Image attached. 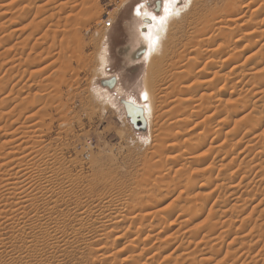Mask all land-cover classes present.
<instances>
[{"label":"rangeland","instance_id":"rangeland-1","mask_svg":"<svg viewBox=\"0 0 264 264\" xmlns=\"http://www.w3.org/2000/svg\"><path fill=\"white\" fill-rule=\"evenodd\" d=\"M25 1L0 0V42H3L0 43V80H2L0 81V99H2L0 111L6 114L13 111V116H6L7 119H2L1 122L4 121L7 124L12 120L15 122L11 128L7 125V129L1 127L2 124L0 125V140H7L8 138L14 140L21 134L19 132L11 136L12 130L16 127L14 125L24 127L33 123H38L37 127L42 125V133L33 136L32 139L35 137L36 140L43 139L44 144H47L45 149L47 147L52 151V154L46 149L48 156L34 157L31 162L40 165L39 167L43 171L49 174L51 172L49 183L54 186L55 190L54 192L43 193L36 190L31 191V194L33 193L32 195L37 197L33 196L37 200L33 204L36 205V208L26 206L27 208L25 207L23 210L21 207L23 203H19L14 207L20 206L17 207L19 210L9 209V212L8 210L5 211V213L12 212V214L17 212L16 218L19 214L18 218L24 215V212L21 214L20 210L25 211L26 216L19 219V222L4 221L6 216H12V214L0 216L2 219H0V264H264V182L258 183L261 178L259 173L262 171L258 167L256 168L261 163L260 161H263L264 164V151H262L264 149L258 142L255 145L257 141L255 138V141L252 140L253 136H264V101L252 112L253 99L258 95L257 92L262 90L264 92V81L259 78L264 75V72L259 71L258 75L256 72V75L250 76L252 77L250 79L247 76L241 83H236L238 80L235 76L236 73L232 74L234 77H228L230 75L229 70L236 60L239 59V62H243L247 56L259 48L264 37L259 38V40L257 38L258 41L255 37L252 39L253 43L249 45L246 37L241 38V33L238 34L239 31H235L236 34L232 35L234 37L231 36L230 41L237 40L236 42L232 41V45L238 46L239 49L244 47V49L241 51L238 50V47L232 49L238 52H235L238 56H235L236 59L233 57L234 59H226L224 62L221 61L225 58L221 56L222 53H219L220 51L215 52L212 69L207 70V73L210 72L208 74L211 75L215 68L214 70L218 71V77L221 80L218 85L221 86V90L219 89L220 91L216 93L218 99L213 101L218 106L219 113L213 117H207L208 113L205 110L207 103L205 105L201 92L196 91L189 94L193 105L192 109L198 107L203 113L194 117L190 116L188 110H185L182 116L189 117V121L184 125H175L174 117L181 115L176 105V98L182 96L180 85L189 84L193 79L192 76L186 78L177 74L182 67L181 62H187L182 56L185 53L184 48L191 45L189 44L190 41L196 40L194 30L200 21L201 12H208L215 5L223 6L225 0H207L205 6H201L197 0H172V10L176 12L172 15L167 14L164 9L163 2L167 0H86V6L80 8L87 13H82L84 12L82 11L78 15L76 12L80 11L79 7L72 9L69 6L75 5L77 2L81 3L82 0L80 2L79 0H68V2L63 0L65 3L67 2L65 7L58 4V1L61 3L62 0H54L57 4L51 0L48 10L42 9L44 12L37 13V16L38 18L45 16L44 22L47 23L43 26H46L45 29L48 26L47 30L50 33L52 29L60 31L61 34L54 32L55 35L51 34V36L46 30L48 33L46 40H42V44H37V46L33 44L36 34L30 35V37L26 34L31 31L28 30V27H33L30 22L34 19L33 15H36L33 14L34 9L40 1L43 3L47 0L38 2L33 0L34 2L29 3L31 7L29 14L23 15L25 11L23 12L21 9L25 5ZM159 1L162 2L161 8L158 7ZM260 1H256L254 7L259 5ZM51 3L56 5L53 6L55 10L59 6L61 7L59 8L60 11L59 9L56 11L59 15L54 13L55 10H53ZM75 6L81 5L76 4ZM137 7L143 8L141 14H150L153 18H160L159 26L164 25L159 37L161 44L158 46V51L153 52V61H155L156 66L153 67L154 70L150 75V84L154 87L151 86L153 105L152 111H149V122L146 111H143L146 121L144 129L135 128L132 125L120 101L127 98L126 95L128 94L137 95L138 86L142 85L148 68L147 60L138 58L144 46L141 42H137L138 37L135 34L136 19L138 18L137 16L135 19ZM250 10L252 9H247L241 13V19L237 21V24L243 22V25L239 26V30L251 26H262L259 22H254L256 20L254 18L259 19L260 16L258 17ZM40 13L44 14L41 15ZM18 15L21 16L18 18ZM46 15L49 16H47L49 19L54 15L55 20L53 18L48 20ZM67 15L70 16L67 17ZM85 16L87 17L85 18ZM52 19L54 21H51ZM56 19L60 21L58 26H56V22H58ZM246 19L250 22H247ZM37 20L35 17V21ZM106 21H112L107 29ZM170 21L171 25L168 28ZM43 26L40 27L41 30L43 29L41 33L45 31ZM53 26L56 27L53 29ZM17 28H19L18 31L14 30ZM70 28L72 30L79 28L77 30L81 39L79 41L80 47L77 48V52L81 51L79 56L76 51L75 53L71 50L72 48L76 50L77 42L70 35L72 32L69 31ZM61 31L65 34L68 31L70 36L67 37V34L64 37ZM8 33L9 35H7ZM62 35L64 38H61ZM28 38L30 39L28 40ZM23 39L24 41H22ZM59 39H62L63 42L65 39L66 42L67 39L71 41V44L70 42L64 44L65 47H68V51L70 50L69 52L65 51L66 49L62 51L63 46L61 45L63 43L60 44ZM16 42L19 43L18 46H16ZM158 42L156 39L155 44ZM241 45L242 47H240ZM103 47L107 48L105 53L107 63L104 65L103 74H100V61L97 55ZM232 50L230 51L233 52ZM134 51L135 54H133ZM71 52L75 54L73 53L72 56ZM188 53V51L185 53L186 56L194 54V52ZM73 57L75 58L73 59ZM32 58H35L34 60L37 62H42V60L44 62L36 65L37 63ZM262 58L264 64V50L262 51ZM184 59L185 61H183ZM27 62L29 64L32 62L35 65L31 66ZM64 62L66 63L65 66ZM203 63L204 60H201L193 62L191 65L187 62V65L191 67V71L194 73L201 68ZM262 63H260L261 67L257 65L255 70H261ZM245 66V72L248 70L255 71L254 69H247L248 64ZM49 75L53 76L50 77ZM112 76L115 77V83L112 86H107L105 81ZM55 79L56 82H54ZM43 84L44 86H40ZM3 87L4 89H2ZM119 87L120 91L116 90ZM191 87L189 85V90ZM245 89H250V91L246 92ZM240 90L243 91L242 94H246L250 103L243 104V106L229 103L232 100L233 103H237L235 102L237 100L244 101V96L240 95ZM34 94L40 97L36 105L33 101ZM27 97L29 101H27ZM240 97H243V100ZM141 100L145 102L146 98ZM25 101L34 103V109L21 111ZM13 105L16 107L15 110ZM142 109L145 110L143 107ZM17 110L22 113H17ZM28 115H31L32 118L26 119ZM245 115L247 117L244 118ZM19 116L23 117L20 118ZM219 118H224V126L221 128V136L217 137V140L213 132L202 134L201 137L198 135L203 123L214 129L215 122ZM242 118L245 119V122L248 120L236 135L227 132L229 127L233 126L235 122H241ZM26 127L24 130L27 129ZM22 130L21 128L20 131ZM200 140L202 142L204 140L203 144ZM14 142L4 146L3 149L0 148L2 153H0V157L5 156V152L12 151V147L20 143V140L17 139V143ZM220 142L226 143L227 147L233 150L232 156L226 155L225 159L220 160L221 157L216 155L214 151H208V145L215 146ZM192 147L195 148V154L199 158L196 162L205 161L204 163L185 162L183 158L186 159L185 156L189 154V148ZM186 149L188 150L186 151ZM180 151L183 155L179 154ZM47 159L51 160L47 161ZM211 161L215 165L210 171L207 165ZM204 166L206 167L204 168ZM4 167L9 169V166ZM245 167L248 169L244 170ZM34 176L35 179L36 175ZM63 179L64 181H62ZM227 184L236 185L235 192H228L226 190ZM58 187L60 191H58ZM132 190L138 192L137 196L141 195L142 197L139 198L141 201L136 204L135 202L139 199H134L135 192ZM141 193L146 194L142 196ZM157 199L163 201L156 203ZM54 200L59 201L57 206L51 208ZM125 203L135 207L142 203L141 206L140 204L138 206L143 210L142 217L135 218V220L134 218L129 219V206ZM78 207H80L79 210H77ZM84 209L88 210L89 217L85 216L82 223H79L75 215ZM114 209L127 212L120 213V215L126 214V219L123 220L122 217L113 219V221L109 219L110 221L103 224L105 218L103 219L102 216L109 214L108 212ZM33 210L34 213L36 210L37 215H43L41 222L35 221L36 215H34ZM146 213L147 215H144ZM97 214L99 215L96 218L95 215ZM48 218L47 222L46 219ZM94 219L96 221H93ZM44 222L47 223L43 224ZM81 224L84 228L83 232L77 228L82 227ZM137 231L140 232L139 235H137ZM132 237L135 240L134 243H132Z\"/></svg>","mask_w":264,"mask_h":264},{"label":"bare ground","instance_id":"bare-ground-1","mask_svg":"<svg viewBox=\"0 0 264 264\" xmlns=\"http://www.w3.org/2000/svg\"><path fill=\"white\" fill-rule=\"evenodd\" d=\"M26 1H28V0H26ZM26 1H25V5L22 7V11L24 12L23 13V15L25 14V15H27V14H29V11H30V5H29V3H32V2H34L33 0H30L29 2H27L26 3ZM35 1H40V0H35ZM54 1V0H53ZM52 1V2H53ZM57 1V0H56ZM56 1H54L55 3L54 4H57V2ZM70 1V0H69ZM81 0H79V2H80ZM93 1V0H92ZM92 1H91V3H92ZM256 1H258V0H225L224 1V3L222 4L223 6H214V7H212L211 9H209V11L208 12H201V18H200V21H199V23L196 25L197 26V28L194 30V34L196 35V40L195 41H193V42H189V44H191V45H189L188 47H186V48H184V52L186 53L187 51L189 52L188 54H190L191 52L193 53L194 52V54H191L192 56H186V54L184 53L182 56L187 60V62L191 65V64H193V62H198V61H201V60H204V63H203V65L201 66V68H199L198 70H196L194 73H192V71H191V67H189L188 65H187V62H181V65H182V67H180L181 69H179L178 70V73L177 74H181V75H183L184 77H186V78H189V77H191L192 76V81L191 82H189V84L188 83H185V84H182V85H180V87H181V89H180V91L182 92L181 94H182V96H180V97H178V98H176L177 100V106H178V109H179V112L181 113V115L180 116H178V117H174L175 119H174V123H175V125H184L187 121H189V117H187V116H182L183 114V112L185 111V110H188L189 111V113H190V116H198V115H201L200 113H203V111H201L200 109H198V107H197V109H192V102H191V96H189V94H193V93H195L196 91L197 92H201V95L203 96V98L202 99H204V101H205V105H206V103H207V105H206V107H205V110L207 111V117H213L214 115H217L218 113H219V110H218V106L216 105V104H214L213 103V101L215 100V99H218V98H216L217 96H216V93L218 92V91H220L221 90V86H218L219 85V81H221V80H219V77H218V71L217 70H214L213 69V73L211 74V75H209L208 73H210V72H208L207 73V70L209 69L210 70V68L212 69V65H213V58H214V53L215 52H217V51H220L219 53H222V55L221 56H223V57H225V58H223L221 61H225L226 59L227 60H229V59H232L233 57L235 58V56H238V55H236L238 52L237 51H233L232 49H236L238 46H235V45H232L233 43H232V41L233 42H236L237 40H232V41H230V38H231V36L232 35H234V34H236V32L237 31H239L238 32V34L239 33H241V35H242V37L241 38H245L246 40H247V42H248V44L249 45H251L252 43H253V41H252V39H254L255 37H256V40H257V38H258V40H259V38H261V37H264V0H261L260 2H259V5H257V6H255L254 7V5H255V3H256ZM41 2V1H40ZM39 2V3H40ZM50 2H51V0L50 1H46V2H43V3H38V5L36 6V8L34 9V12H33V14H36L35 16L33 15V17H34V21L32 22H30L32 25H33V27H31V26H27L28 27V30H31L30 32L28 31V33L26 34V36H28V37H30V35L32 36V34H36V38H35V43H33V44H35L36 46H37V44L39 45V44H42V40H46V37H47V34L48 33H50V31L49 30H47L48 29V26H47V29H45L46 28V26L44 27L43 26V24H45V23H47V22H44L46 19H45V16L42 18V16L41 17H39L38 18V16H37V13H39V12H42L43 10H48V6H50ZM67 2H68V0H67ZM66 2V3H67ZM87 1L86 0H82V2L81 3H76V4H78V5H81V6H75V5H71L70 3V5L71 6H69V8H72V9H75V8H73V7H79V12L77 13L76 12V14L78 15L79 13H81L82 11H84V12H82V13H87L85 10H81V8L80 7H83V6H86V3ZM122 2V1H121ZM197 2L199 3V4H201V6H205V5H207V0H197ZM65 3V1H63L62 0V2L60 3L59 1H58V4L59 5H61V7L63 6V7H65L67 4ZM164 3V9H165V11H166V13L167 14H175L176 12L175 11H173L172 10V0H167V1H165V2H163ZM90 4V3H89ZM257 4H258V2H257ZM51 5H52V3H51ZM196 5H197V3H196ZM33 6V5H32ZM55 7L56 5H52V7ZM91 6V5H90ZM25 7V8H24ZM54 7H53V10H55L54 9ZM60 6L58 7V9L59 8H61ZM68 7V6H67ZM92 7V6H91ZM90 7V8H91ZM94 7V6H93ZM252 9V10H250L251 12L253 11V13H255L258 17L260 16V18L258 19V18H254V19H256L254 22H259L262 26H255V27H246V28H244L243 30H239V26L240 25H243V22H240L241 24H237V21L239 20V19H241L240 17H241V13H243V12H245L247 9ZM43 9V10H42ZM50 9H51V7H50ZM58 9H56L55 10V12L54 13H56V14H58V12H56V11H58ZM72 9H70V10H72ZM27 10V11H26ZM52 10V9H51ZM5 11V10H4ZM21 11V12H22ZM59 11H60V9H59ZM94 11V10H93ZM168 11V12H167ZM44 12V11H43ZM47 12V11H46ZM52 12V13H53ZM89 12V11H88ZM250 12V13H251ZM6 13V12H5ZM8 13V12H7ZM52 13H49V14H52ZM53 13V14H54ZM74 13V12H73ZM92 13H94V12H92ZM142 13V11H140V9H138L137 10V14L139 15H141V17H142V19L143 20H141V18L140 17H138L137 18V16L135 17V19L137 20V22H136V31H135V34H136V36L138 37L137 38V42H141V44L144 46V49L142 50V53H140V57H138V58H142L143 60H147V63H148V68H147V72H146V75H145V77L143 78V83H141L142 85H140V86H138V92H137V95L135 96V95H131V94H128V95H126V97L127 98H125V99H129V100H125V99H121L120 101H125V103L127 104V108H128V110H129V112L131 113V115H134V114H136V113H138V110H141V113H142V116H143V111L145 112L146 111V117H148V122H149V116H150V113H149V111H152V97H151V93H152V84H150L151 82H150V75H151V72H152V70H154L153 69V67L155 66V61H153L154 59H153V57H154V54H153V52H157L158 51V46L161 44V40L159 39V37H160V35H161V33H162V31H163V27H164V25H161V26H159V22H160V18L158 19V18H153V16H151L150 14H141ZM252 13V14H253ZM41 14V13H40ZM40 14H39V16H40ZM44 14V13H43ZM43 14H41V15H43ZM47 14V13H46ZM48 14V15H49ZM254 14V15H255ZM48 15H46V18H48L49 16ZM59 15V14H58ZM57 15V16H58ZM64 15V14H63ZM84 15V14H83ZM91 16H93L92 14H90ZM244 15V14H243ZM21 15H18V18L20 17ZM48 16V17H47ZM50 16H52V15H50ZM56 16V15H55ZM68 16H70V15H67V17ZM74 16H75V13H74ZM82 16V15H81ZM95 16V15H94ZM200 16V15H199ZM12 17V16H11ZM14 17V16H13ZM32 17V18H33ZM35 17L38 19L37 21H35ZM53 17H54V15H53ZM53 17H51V18H53ZM84 17V16H83ZM87 16H85V18H86ZM96 17V16H95ZM243 17V16H242ZM24 18H26V17H24ZM50 18V19H51ZM58 18H60V17H58ZM81 18V17H80ZM252 18V17H251ZM11 19H13V18H11ZM16 19V18H15ZM49 18H48V20H50ZM54 19V18H53ZM51 20V21H54V20ZM62 19V18H61ZM60 19V20H61ZM64 19H66L65 17H64ZM73 19V18H72ZM247 19H249V18H247ZM247 19H246V21H247ZM253 19V18H252ZM251 19V20H252ZM8 20H10V19H8ZM24 20H26V19H24ZM57 20V19H56ZM59 20V19H58ZM57 20V21H58ZM71 20V19H70ZM69 20V21H70ZM85 20V19H84ZM142 21V22H141ZM56 22V21H55ZM60 21H58V22H56L57 23V25L56 26H58V23H59ZM64 22H66L67 23V21H64ZM83 22V21H82ZM247 22H250V21H247ZM51 23H53V22H51ZM70 23V22H69ZM74 24H75V22H73ZM171 23V21L168 23V28H169V26L171 25L170 24ZM30 24V25H31ZM50 23L48 22V25H49ZM54 24V23H53ZM63 24V23H62ZM80 24H82L81 22H80ZM52 25V24H51ZM50 25V28H52V26ZM55 25V24H54ZM60 25V24H59ZM41 26H43L44 27V29H45V31L44 32H42L41 33V31H43V29L41 30ZM55 26V27H56ZM62 26V25H61ZM69 26H71V25H69ZM82 26V25H81ZM26 27V28H27ZM32 29H31V28ZM42 27V28H43ZM54 26H53V29L55 28ZM60 27V26H59ZM66 27V26H65ZM260 27V28H259ZM58 28V27H57ZM56 28V29H57ZM72 28V27H71ZM70 28V29H71ZM76 28V27H75ZM168 28H167V32H168ZM195 28V27H194ZM18 29L19 28H17V29H14V30H17L18 31ZM60 29V28H59ZM79 29V28H78ZM78 29H74L73 28V30L71 29V30H69V31H72L71 32V34L70 35H72V37H73V39H74V41L75 42H77V44H76V50H74L73 48L71 49V50H73L74 52L76 51L77 52V48H78V46H79V41L81 40L80 39V37H79V32L77 31ZM107 29V28H106ZM236 29V30H235ZM46 30H47V32H46ZM13 31V30H12ZM51 33L49 34V35H51V34H53V35H55L54 34V32L56 33V32H58V30L57 31H54V30H52L51 29ZM63 31V30H62ZM61 31V32H62ZM66 31V30H65ZM64 31V32H65ZM193 31V30H192ZM236 31V32H235ZM242 31H243V33H242ZM167 32H166V34H167ZM46 33V34H45ZM58 33H60V31L58 32ZM63 33V32H62ZM61 34V33H60ZM67 34H68V31H67V33L65 34V33H63V35H64V37H66L67 36ZM193 34V35H194ZM7 35H9V33L7 34ZM63 35L61 36V38H64L63 37ZM66 35V36H65ZM69 34H68V36L67 37H69L70 36ZM194 35V36H195ZM240 35V36H241ZM25 36V37H26ZM52 36V35H51ZM56 36H58V35H56ZM48 37H50V36H48ZM232 37H234V36H232ZM27 38V37H26ZM26 38H24V39H26ZM32 38H34V37H32ZM52 38V37H51ZM56 38V37H55ZM54 38V39H55ZM193 38V37H192ZM24 39L22 40V41H24ZM30 38H28V40H29ZM48 39V38H47ZM70 39V38H69ZM156 39H157V42H158V39L160 40L159 42H158V44L156 43L155 44V41H156ZM194 39V38H193ZM192 39V40H193ZM232 39V38H231ZM239 39V38H238ZM264 39V38H263ZM263 39H262V43L259 45V48L258 49H256L253 53H251L249 56H247V58H245V60L243 61V62H239L238 60H236V62L233 64V66L230 68V75L228 76V77H234L232 74H235L236 73V75L235 76H237V79L238 80H236V83H241L242 82V80L245 78V77H247V76H249V78L248 79H250V78H252V77H250V76H255L256 75V72H257V75H258V72L259 71H262V72H264V64L262 63L263 62V58H262V51L264 50V43H263ZM49 40H50V38H49ZM58 40V39H57ZM62 40V39H61ZM60 39H59V41L61 42L60 44H62L61 46H63L62 47V51L63 50H65V51H68V47H65V42H66V39H65V41L63 42V41H61ZM72 40V39H71ZM172 40H173V38H172ZM245 40V41H246ZM257 40V41H258ZM48 41V40H47ZM52 41H53V38H52ZM56 41V40H55ZM239 41V40H238ZM252 41V42H251ZM20 42H21V40H20ZM27 42V41H26ZM54 42V41H53ZM67 42H70V44H71V41L69 40L68 41V39H67ZM66 42V43H67ZM73 42V41H72ZM187 42V43H188ZM231 42V43H230ZM255 42V41H254ZM1 44L3 43V42H0ZM23 43V42H22ZM55 43V42H54ZM15 44V43H14ZM32 44V45H33ZM59 44V45H60ZM69 44V43H68ZM235 44V43H234ZM19 45V43L17 44V42H16V46H18ZM21 45V44H20ZM55 46H56V44H54ZM73 45V44H72ZM71 45V46H72ZM238 45V44H237ZM246 45V44H245ZM244 45V46H245ZM24 46V45H23ZM31 46V45H30ZM61 46H60V49H61ZM67 46V45H66ZM70 46V47H71ZM169 46V45H168ZM14 47H15V45H14ZM13 47V48H14ZM32 47H35V46H32ZM45 47H47V46H45ZM52 47H53V44H52ZM74 47V46H73ZM80 47V46H79ZM146 47V48H145ZM240 47H242V45L240 46ZM17 48V47H16ZM42 48V47H41ZM242 49H244V47L243 48H241V49H239V47H238V50L239 51H241ZM230 50H232L233 52H231ZM18 51V50H17ZM32 51V50H31ZM39 51V50H38ZM47 51V50H46ZM70 51V50H69ZM68 51V52H69ZM79 51V50H78ZM106 51H107V48L106 47H103V49H101V51L100 52H98V58H99V61H100V66H99V69H100V74H103V72H104V65H105V63H107V57H106ZM135 51H137V50H135ZM135 51H134V53L133 54H135ZM167 51V50H166ZM228 51H230V52H228ZM15 52V51H14ZM53 52H55V51H53ZM61 52V51H60ZM59 52V54H61ZM74 52H71L72 54V56H73V53ZM75 52V53H76ZM80 52L81 51H79V52H77L76 54H78V56H79V54H80ZM235 52H237L236 54H235ZM7 53V52H6ZM20 53H22V52H20ZM41 53V52H40ZM48 53V52H47ZM74 53V54H75ZM241 53V52H240ZM5 54V53H4ZM36 54V53H35ZM63 54H65V53H63ZM68 54V53H67ZM40 55V54H39ZM185 55V56H184ZM29 56V55H28ZM50 56H51V54H50ZM61 56H62V54H61ZM76 56V55H75ZM132 56H134L135 57V55H132ZM220 56V58H222ZM31 57V56H30ZM43 57V56H42ZM53 57V56H52ZM60 57V56H59ZM63 58H64V56H62ZM61 57V58H62ZM71 57V56H70ZM179 57V56H178ZM46 58V57H45ZM75 57H73V59H74ZM181 58V57H180ZM202 58V59H201ZM233 58V59H234ZM17 59V58H16ZM33 60L35 59V58H32ZM40 59V58H39ZM39 59H38V61H39ZM54 59V58H53ZM56 59V58H55ZM68 59H70L69 57H68ZM179 59V58H178ZM185 59L183 60V61H185ZM236 59V58H235ZM29 60H30V58H29ZM64 60H66V59H64ZM80 60V59H79ZM254 62H253V61ZM35 61V60H34ZM33 61V62H34ZM53 61V60H52ZM57 61H58V59H57ZM69 61V60H68ZM68 61H66L67 62V64H68ZM78 61V60H77ZM21 62V61H20ZM37 64L36 65H38V63H40V62H37V61H35ZM34 62V63H35ZM44 61L42 60V62L41 63H43ZM61 62V61H60ZM157 62V61H156ZM175 62V61H174ZM248 62V63H247ZM28 63V62H27ZM32 64V62H30V64L29 65H31V66H33V65H35V64ZM65 63V62H64ZM260 63H262L263 64V67L261 68V70L259 69V70H255V67H257V65L259 66L260 65ZM53 64V63H52ZM246 64H248L249 65V67L247 68V69H254L255 71H250V70H248V71H244V70H246ZM23 65V64H22ZM22 65H20V66H22ZM40 65V64H39ZM48 65V64H47ZM63 65V64H62ZM66 65V63L64 64V66ZM70 65V64H69ZM177 65V64H176ZM181 65H178V66H181ZM19 66V67H20ZM25 66V65H24ZM46 66V65H45ZM58 66V65H57ZM26 67H27V65H26ZM47 67V66H46ZM49 67V66H48ZM59 67V66H58ZM68 67H70V66H68ZM156 67V66H155ZM260 67H261V65H260ZM57 69V68H56ZM35 70V69H34ZM47 70V69H46ZM65 70H66V68H65ZM68 70V69H67ZM45 71V70H44ZM212 71V70H211ZM24 72V71H23ZM58 72V71H57ZM154 72V71H153ZM157 72V71H156ZM160 72V71H159ZM64 73V72H63ZM260 73V72H259ZM33 74V73H32ZM37 74V73H36ZM40 75V74H39ZM60 75H62V74H60ZM65 75V74H64ZM153 75V74H152ZM232 75V76H231ZM46 76V75H45ZM50 76V75H49ZM51 76H53V75H51ZM50 76V77H51ZM56 76H58V75H56ZM38 77V76H37ZM74 77V76H73ZM260 79H261V81H264V75H262V76H260L259 77ZM50 79V78H49ZM117 79V78H116ZM257 79V78H256ZM3 80H5V79H3ZM154 80V79H153ZM253 80H254V77H253ZM0 81H2V80H0ZM33 81V80H32ZM51 81H53V80H51ZM59 81H61V80H59ZM157 81V80H156ZM39 82V81H38ZM54 82H56V79H55V81ZM159 82V81H158ZM224 82V81H223ZM115 83V77L114 76H112V77H110L108 80H106L105 81V84L107 85V86H112L113 84ZM154 83V82H153ZM222 83V82H221ZM56 84V83H55ZM55 84H54V86H55ZM64 84V83H63ZM58 85H59V83H58ZM119 85H121V84H119ZM189 85L190 86H192L191 88H190V90H189ZM234 85V84H233ZM232 85V86H233ZM40 86H44V84L43 85H40ZM152 86V87H151ZM155 86V85H154ZM156 86L158 87V85L156 84ZM58 87V86H57ZM217 87H218V89H217ZM231 87V86H230ZM234 87V86H233ZM44 87H42V89H43ZM100 88V87H99ZM154 88V87H153ZM156 88V87H155ZM158 88H160V87H158ZM157 88V89H158ZM2 89H4V87L2 88ZM35 89V88H34ZM45 89V88H44ZM55 89H56V86H55ZM120 89V87L119 88H117L116 90H119ZM220 89V90H219ZM246 90V89H245ZM248 90V91H247ZM246 90V92H249L250 91V89H247ZM2 91V90H1ZM28 91V90H27ZM45 91V90H44ZM120 91V90H119ZM40 92V91H39ZM57 92V91H56ZM164 92V91H163ZM240 92H241V94L240 95H242V96H244V101H241V100H237V101H235V102H237V103H233L234 101L232 100L231 102H229V103H232L233 105H242L243 106V104H245V105H247V103L249 102L250 103V101H249V99L247 98V96H246V94H242L243 93V91L242 90H240ZM32 93V92H31ZM49 93V92H48ZM245 93V92H244ZM257 93H258V95H257ZM257 93H255L257 96L253 99L254 100V104H252L254 107H252V112L253 111H255L254 109H256L257 107H259V104L261 103V102H263L264 101V92H263V90L260 92H257ZM27 94V93H26ZM7 95V94H6ZM28 95V94H27ZM153 95V94H152ZM204 95H206V97H204ZM29 96V95H28ZM31 96V95H30ZM53 96V95H52ZM43 97V96H42ZM50 97V96H49ZM124 97V96H123ZM238 97V96H237ZM28 98V97H27ZM146 98V101L144 102V101H142L141 99H145ZM39 99H40V97L39 96H36V94H34V96H33V101H34V103H35V105L37 104V102L39 101ZM46 99V98H45ZM51 99H52V97H51ZM174 99V98H173ZM201 99V100H202ZM234 100H236L235 98H233ZM240 99H242L243 100V97L241 98L240 97ZM1 100L2 99H0V102H1ZM20 100V99H19ZM31 100V99H30ZM59 100V99H58ZM160 100V99H159ZM175 100V99H174ZM173 100V101H174ZM22 101V100H21ZM21 101H19V102H21ZM24 101V100H23ZM27 101H29V98H28V100ZM32 101V100H31ZM30 101V102H31ZM32 101V102H33ZM51 101V100H50ZM203 101V100H202ZM229 101V100H228ZM245 101H247L246 103H245ZM5 102V101H4ZM16 102V101H15ZM26 102V101H25ZM25 102H23V108L21 109V111H31V110H33L34 109V107H35V105H34V103H27L26 102V105H24L25 104ZM162 102V101H161ZM164 102V101H163ZM2 103V102H1ZM17 103H18V101H17ZM43 103V102H42ZM49 103V102H48ZM173 103H176V102H173ZM10 104V103H9ZM123 104V103H122ZM47 105V104H46ZM244 105V106H245ZM2 106V105H1ZM14 106V110L16 109V107H15V105H13ZM17 106V105H16ZM124 106V105H123ZM143 108H145V110L144 109H142V107ZM194 106H196V105H194ZM5 107V106H4ZM44 107V106H43ZM2 108V110H4L3 109V107H1ZM19 108V106L17 107V109ZM36 109V108H35ZM125 109V108H124ZM6 110V109H5ZM9 110H11V109H9ZM45 110V109H44ZM12 111V110H11ZM20 110H17V113H22V112H19ZM235 111H239V110H235ZM8 112V111H7ZM16 112V111H15ZM240 112V111H239ZM249 112H251V111H249ZM12 113H13V111L12 112H10V114L9 113H5V112H3V111H0V125H1V127H5V129H7V127L9 126V128H11V127H13V124L15 123L13 120L9 123V124H7V122H6V120H5V122L6 123H4V121L3 122H1L2 121V119H5L6 118V116H9V115H11V116H13L12 115ZM125 113H126V109H125ZM199 113V114H198ZM34 114H36L37 115V113H34ZM34 114H31V115H34ZM43 114V113H42ZM45 114V113H44ZM21 115V114H20ZM31 115H28L27 117H26V119H31L32 118V116ZM127 115V114H126ZM18 116V115H17ZM20 117V116H19ZM18 117V118H19ZM23 117V116H22ZM22 117H20V118H22ZM25 117V116H24ZM245 117H247L246 115L244 116V118ZM35 118V117H34ZM42 118V117H41ZM143 118H144V116H143ZM7 119V118H6ZM247 119V118H246ZM25 120V119H24ZM35 120V119H34ZM37 120V119H36ZM35 120V121H36ZM223 120H224V118H219L215 123V128L214 129H212L211 127H209V125H206L205 123H203L202 125H201V123H200V125H201V127H202V129H201V131H199V133H198V135L201 137V135L202 134H205V133H209V132H213L215 135H216V140H217V137L219 138L220 136H221V134H220V130H221V128L224 126V123H223ZM245 119H243L242 118V120H241V122H235V124L233 125V126H231V127H229L228 128V130H227V132H231V133H233V135H236L237 134V132H238V130L239 129H241V128H243L244 126H245V123L247 122V120H246V122L244 121ZM257 120V119H256ZM255 120V121H256ZM32 121V120H31ZM30 121V122H31ZM34 121V122H35ZM26 122H29V120L27 121L26 120ZM25 123V122H24ZM40 123V122H39ZM138 123H140V122H138ZM137 123V125H140V124H138ZM144 123H145V127H146V121H145V118H144ZM21 124V123H20ZM23 124V123H22ZM8 125V126H7ZM41 125V124H40ZM7 126V127H6ZM14 126H16V127H14V129L12 130V133H11V136H13L12 134H15V133H21L20 135H18V137L16 138V139H14V140H10L9 138L7 139V140H0V148H2L3 149V147L4 146H7L8 144H11V143H13V141H15L16 142V140L17 139H19L20 140V143H18V144H16L15 146H13L12 147V151H10V152H5V156L4 155H2L1 157H0V159H2L1 161H0V170L2 169V167H4V166H9V169L7 170L6 169V167H4L3 168V170H1V172H0V216H6V215H8V214H12V212L11 213H8L10 210L9 209H18L17 207L16 208H14L15 206H16V204L18 205L19 203L21 204V203H23L22 204V208H23V210L25 209V207L27 206V207H31V206H34L33 204L35 203V202H37V200L34 198V197H36V196H34V195H32L31 194V191H33V190H36L37 192H41V193H43V192H51V191H53L54 192V190H55V188H54V186L53 185H51L50 183H49V176H50V174H51V172H50V174L49 173H47V172H45V171H43V169L41 168V167H39L37 164H35V163H33V162H31L32 161V159L34 158V157H46V156H48V151L46 150V149H48L47 147H46V149H45V146L47 145H45L44 144V142L42 141V140H36L37 138L35 137V139H32V137L33 136H35V135H37V134H41L42 133V131H41V127H42V125L40 126V127H37L38 126V123H33V124H31V125H27L28 127H26L27 129L26 130H24V126H21V125H14ZM44 126V125H43ZM0 127V128H1ZM252 127H254V126H252ZM21 128L23 129L22 131H20L21 130ZM3 129V128H2ZM192 130V129H191ZM4 131V130H3ZM261 132V131H260ZM5 133H6V131H5ZM257 134V133H256ZM262 134V133H261ZM5 135H7V134H5ZM192 135V134H191ZM193 136V135H192ZM38 137V136H37ZM41 137V136H40ZM189 137L191 138V136L189 135ZM189 137H187L188 139H189ZM224 138H226V137H224ZM251 138V137H250ZM254 138L257 140L256 142H255V145H257L256 143L258 142V143H260V145H262L263 146V149H264V142H263V139H264V136H259L258 135V137H256V136H253V138H252V140H254ZM31 139V140H30ZM41 139V138H40ZM202 140V139H201ZM200 140V141H201ZM212 141V140H211ZM213 141H214V139H213ZM255 141V140H254ZM254 141H253V144H254ZM14 142V143H15ZM45 142H47V141H45ZM203 142H204V140H203ZM203 142L201 141V143L203 144ZM17 143V142H16ZM198 144H200V143H198ZM197 144V146H200V145H202V144H200V145H198ZM169 145H171V144H169ZM10 146V145H9ZM50 146V145H49ZM172 146V145H171ZM262 146H261V148H262ZM195 147V146H194ZM208 151H214V153L216 154V155H218L219 157H221L220 158V160L222 159V158H224L225 159V156L227 155H231V152L233 151V150H231V149H229L228 147H227V144L226 143H224V142H220V144L219 143H217V144H215V146L214 145H212V146H210V145H208ZM258 149V148H257ZM49 150V149H48ZM188 149H186V151H187ZM195 148H189V154L188 155H186L185 157H186V159L185 158H183L184 160H185V162H188V163H190V161H192V163L193 162H195V163H199V162H196L197 161V159H199V158H197V154H195ZM253 150V149H252ZM1 151V150H0ZM2 151H5V150H2ZM49 151H51V150H49ZM184 151V150H183ZM258 151V150H257ZM262 151H264V150H262ZM261 151V152H262ZM206 152V151H205ZM256 152V151H255ZM1 153V152H0ZM212 153V152H211ZM2 154V153H1ZM4 154V153H3ZM50 154H52V151H51V153ZM180 155H183L182 154V151H180V153H179ZM199 154V153H198ZM245 154V153H244ZM236 155V154H235ZM199 156V155H198ZM203 156V155H202ZM214 156V155H213ZM232 156V155H231ZM244 156V155H243ZM38 157V158H39ZM218 157V158H219ZM235 157V156H234ZM234 157H233V159H234ZM53 158H55V155H53ZM52 158V159H53ZM236 158V157H235ZM255 158V157H254ZM36 159V158H35ZM216 159H217V156H216ZM232 159V158H231ZM245 159V158H244ZM250 159V158H249ZM249 159H248V161H249ZM38 160V159H37ZM48 160H51V159H47V161ZM240 160H242V159H240ZM39 161V160H38ZM199 161V160H198ZM202 161V160H201ZM232 161V160H231ZM253 161H254V159H253ZM205 162V161H204ZM204 162H202V163H204ZM256 162V161H255ZM261 163H259L257 166H256V168L258 167V169L260 170V171H262L261 173H259L260 174V176H261V178H260V180L259 179H257V180H259V184L261 183H263L264 182V164L262 163L263 161H260ZM54 163V162H53ZM201 163V162H200ZM199 163V164H200ZM201 163V164H202ZM250 163V162H249ZM248 164V163H247ZM45 165V164H44ZM47 165V164H46ZM214 163H213V161H211V162H209L208 163V165H207V168H209L210 169V171L212 170L211 168H213L214 167ZM244 165V164H243ZM254 165V164H253ZM48 166V165H47ZM49 166H50V164H49ZM55 167V166H54ZM206 166H204V168H205ZM8 168V167H7ZM43 168H44V166H43ZM206 168V170L208 171V169ZM239 168V167H238ZM252 168V167H251ZM254 168V167H253ZM56 169V168H55ZM54 169V170H55ZM245 169H248V168H244V170ZM206 170H205V172H206ZM259 170H258V172H259ZM202 171H204V170H202ZM201 171V172H202ZM243 171V170H242ZM245 173V172H244ZM34 175H36V178L34 179ZM247 175H248V172H247ZM257 175V174H256ZM52 176H54L53 174H52ZM62 177V176H61ZM208 178L210 177L209 175L207 176ZM64 178V177H63ZM208 178H206L208 181H209V179ZM246 178V177H245ZM56 180V179H55ZM211 180V179H210ZM51 181H53V180H51ZM62 181H64V179L62 180ZM69 182V181H68ZM209 182H212V181H209ZM61 183V182H60ZM248 183V182H247ZM67 184V183H66ZM206 184H207V182H206ZM215 184H217L216 182H215ZM63 185H65V183L63 182ZM69 186V185H68ZM68 186H67V188H68ZM139 186V185H138ZM57 187V186H56ZM63 187V186H62ZM66 187V186H65ZM204 187H206V186H204ZM139 188V187H138ZM66 189V188H65ZM137 189V188H136ZM200 189V188H199ZM204 189V188H203ZM206 189V188H205ZM237 189V187H236V185H233V184H227L226 185V190L228 191V192H235V190ZM139 190V189H138ZM58 191H60V189H59V187H58ZM132 191H134V190H132ZM131 191V192H132ZM140 191V190H139ZM34 192V191H33ZM135 192V191H134ZM36 193V192H35ZM59 193V192H58ZM61 193H63V192H61ZM66 193V192H65ZM86 193V192H85ZM36 194H38V193H36ZM46 194V193H45ZM56 194V193H55ZM60 194V193H59ZM58 194V195H59ZM137 194H138V192H135L134 193V199L135 200H137V199H139V198H142L141 197V195H138L137 196ZM142 194V193H141ZM146 193H144V194H142V196L143 195H145ZM43 195V194H42ZM52 195V194H51ZM54 195V194H53ZM34 196V197H33ZM45 196V195H44ZM132 196V195H131ZM151 196V195H150ZM149 196V197H150ZM39 197V196H38ZM41 197V196H40ZM49 197V196H48ZM58 197V196H57ZM62 197V196H61ZM99 197V196H98ZM37 198V197H36ZM51 198V197H50ZM53 198V197H52ZM35 199V200H34ZM57 199V198H56ZM109 199V198H108ZM132 199H133V197H132ZM163 199V198H162ZM162 199H157L156 200V203H160V202H162L163 200ZM112 200V199H111ZM143 200V199H142ZM59 200H54L53 202H52V205H51V208H53L56 204H57V202H58ZM110 201V200H109ZM116 201V200H115ZM138 201H141V199H139V200H137L136 202H135V204L136 203H138ZM243 201V200H242ZM44 202V201H43ZM51 202H49V203H51ZM83 202V201H82ZM46 203V202H45ZM100 203H102V202H100ZM110 203V202H109ZM108 203V204H109ZM131 203V202H130ZM38 204V203H37ZM43 204V203H42ZM98 204V203H97ZM122 204V203H121ZM125 204H128V203H125ZM140 204V203H139ZM139 204H137V207H135V206H129V204H128V206H129V219H133L134 218V220H135V218H137L138 219V217H142L141 215H142V212H143V210H141L140 209V207H138L139 206ZM142 204V203H141ZM141 204H140V206H141ZM48 205V204H47ZM82 205V204H81ZM103 205V204H102ZM112 205V204H111ZM117 205V204H116ZM123 205V204H122ZM9 206V208H7ZM36 206V205H35ZM34 206V208H36ZM57 206V205H56ZM110 206V205H109ZM126 207H128L127 205H125ZM124 206V207H125ZM26 207V208H27ZM43 207V206H42ZM50 207V206H49ZM48 207V208H49ZM83 207V206H82ZM99 207H100V204H99ZM103 207H106V206H103ZM125 207V208H126ZM183 207H184V205H183ZM21 208V209H22ZM75 208H77L76 206H75ZM79 208L80 207H78V209L77 210H79ZM86 208V207H85ZM82 209V208H81ZM92 209V208H91ZM111 209V208H110ZM109 209V210H110ZM126 209H128V208H126ZM162 209V208H161ZM8 210V212H6L5 213V211H7ZM19 210V209H18ZM17 210V211H18ZM28 210V209H27ZM49 210V209H48ZM51 210V209H50ZM115 210V209H114ZM111 210V211H107L109 214H106V215H104V216H102L103 217V219L105 218V220L103 221V224L106 222V221H110L109 219H112V221H113V219H117V218H120V217H122L123 218V220H125L126 219V214L125 215H120V213L121 212H123V213H127V212H125V211H117V210ZM22 210H20V213L22 214L23 212H24V215L22 216V217H20V218H18L19 217V215H18V217L16 218L15 216L17 215V212L15 213V214H12V216L11 215H9L8 217L6 216V219H5V217H3L5 220L4 221H6V222H14L15 223V221L16 222H19V219H23L25 216H26V213H25V211H22ZM37 211H38V209H37ZM46 211V210H45ZM96 211V210H95ZM106 211V210H105ZM184 211V210H183ZM228 211V210H227ZM15 212V211H14ZM48 212V211H47ZM53 212V211H52ZM93 213H94V211H92ZM91 212V213H92ZM101 212V211H100ZM99 212V213H100ZM102 212H103V210H102ZM101 212V213H102ZM106 212V213H107ZM3 213H5L4 215H3ZM27 213H28V211H27ZM33 213H34V210H33ZM50 213V212H49ZM92 213V214H93ZM147 213H149V212H147ZM147 213L146 214H144V215H147ZM223 213V212H222ZM38 213L36 212V210H35V213H34V215H36V218H35V221H37V222H41L43 219V215H37ZM40 214V213H39ZM54 214V213H53ZM103 214V213H102ZM224 214V213H223ZM99 214H97V215H95V217L96 216H98ZM101 215V214H100ZM192 215V214H191ZM226 215V214H225ZM11 216V217H10ZM68 216V215H67ZM76 216V218L79 220V223H82V221H83V219L85 218V216H88V210H81V211H79L78 213H77V215H75ZM93 216V215H92ZM91 216V217H92ZM229 216H230V214H229ZM57 217V216H56ZM74 217V216H73ZM89 217V216H88ZM100 217V216H99ZM98 217V218H99ZM97 218V217H96ZM101 218V217H100ZM191 218V217H190ZM1 219V218H0ZM51 219H52V217H51ZM128 219V218H127ZM2 220V219H1ZM48 220H49V218L48 219H46V221L48 222ZM77 220V221H78ZM88 220V219H87ZM98 220V219H97ZM229 220V219H228ZM45 221V220H44ZM56 221V220H55ZM91 221V220H90ZM93 221H96L95 219L93 220ZM131 221V220H130ZM225 221V220H224ZM226 221H227V219H226ZM47 222H44L43 224H45V223H47ZM51 222V221H50ZM3 223V222H2ZM25 223V222H24ZM27 223V222H26ZM96 223V222H95ZM242 223V222H241ZM33 224H34V220H33ZM36 224V223H35ZM38 224V223H37ZM40 225H41V223H39ZM101 224H102V222H101ZM82 225V224H81ZM94 225V224H93ZM209 225V224H208ZM239 225H240V223H239ZM50 226V225H49ZM80 226V225H79ZM213 226V225H212ZM211 226V227H212ZM87 227V226H86ZM21 228V227H20ZM30 228V227H29ZM77 228H80V232H81V230H82V232H83V230H84V228H83V225H82V227H77ZM26 229V228H25ZM21 230H23V229H21ZM78 230V229H77ZM98 230V229H97ZM211 230H213V229H211ZM255 230V229H254ZM259 231V230H258ZM64 232V231H63ZM16 233V232H15ZM22 233V232H21ZM20 233V234H21ZM137 233V235H139L140 234V232L139 231H137L136 232ZM135 233V234H136ZM89 235V234H88ZM87 235V236H88ZM137 235H135V236H137ZM202 235V234H201ZM254 235V234H253ZM18 236V235H17ZM66 236V235H65ZM236 236V235H235ZM257 236H258V234H257ZM15 237V236H14ZM71 237V236H70ZM73 237V236H72ZM137 237H139V236H137ZM238 237H240V236H238ZM249 237V236H248ZM24 238V237H23ZM203 238V237H202ZM251 238V237H250ZM258 238V237H257ZM256 238V239H257ZM259 238H261V237H259ZM136 239V238H135ZM139 239V238H138ZM238 239V238H237ZM131 240H132V243H134V238L132 237L131 238ZM137 240V239H136ZM244 240V239H243ZM236 241V240H235ZM83 242V241H82ZM131 242V241H130ZM263 243V242H262ZM145 250V249H144ZM235 250V249H234ZM249 251V250H248ZM108 264V263H107Z\"/></svg>","mask_w":264,"mask_h":264},{"label":"water","instance_id":"water-1","mask_svg":"<svg viewBox=\"0 0 264 264\" xmlns=\"http://www.w3.org/2000/svg\"><path fill=\"white\" fill-rule=\"evenodd\" d=\"M124 105V108L126 109V114L130 119V122L132 123V125H134L135 128H145V123H144V118L142 116L141 110H138V113L131 115V113L129 112L128 108H127V104L125 103V101H121ZM140 122V125H137V123Z\"/></svg>","mask_w":264,"mask_h":264},{"label":"flooded vegetation","instance_id":"flooded-vegetation-1","mask_svg":"<svg viewBox=\"0 0 264 264\" xmlns=\"http://www.w3.org/2000/svg\"><path fill=\"white\" fill-rule=\"evenodd\" d=\"M161 6H162V2L159 1V2H158V7L161 8ZM146 8H147V7H146ZM138 9H140V11H142L143 8H139V7H137V9L135 10V13H136L135 16H138V17L141 18V20H143L142 17H141V15H140V14H139V15L137 14V10H138ZM152 14H154V13H152ZM141 22H142V21H141Z\"/></svg>","mask_w":264,"mask_h":264},{"label":"built area","instance_id":"built-area-1","mask_svg":"<svg viewBox=\"0 0 264 264\" xmlns=\"http://www.w3.org/2000/svg\"><path fill=\"white\" fill-rule=\"evenodd\" d=\"M112 21H106V28H108L111 25Z\"/></svg>","mask_w":264,"mask_h":264}]
</instances>
